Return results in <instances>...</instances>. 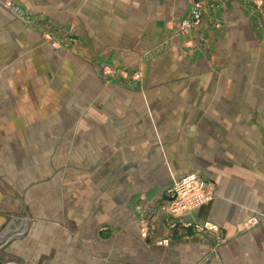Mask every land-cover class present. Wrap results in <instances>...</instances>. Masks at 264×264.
Listing matches in <instances>:
<instances>
[{"label": "crops", "instance_id": "1", "mask_svg": "<svg viewBox=\"0 0 264 264\" xmlns=\"http://www.w3.org/2000/svg\"><path fill=\"white\" fill-rule=\"evenodd\" d=\"M192 1L25 0L70 26L75 48L54 53L58 119L31 125L30 156L22 141L3 149L0 92L2 264H264V226L243 227L264 215V0H207L203 25L180 36ZM198 172L217 199L197 216L226 242L141 238L136 204Z\"/></svg>", "mask_w": 264, "mask_h": 264}, {"label": "rangeland", "instance_id": "2", "mask_svg": "<svg viewBox=\"0 0 264 264\" xmlns=\"http://www.w3.org/2000/svg\"><path fill=\"white\" fill-rule=\"evenodd\" d=\"M0 14V92L8 104L6 115L1 117L7 125V131L3 133L7 144L3 149L9 158L15 143L22 141L24 156H30L33 140V133L29 132L31 125L40 126L58 119L54 113L58 106L53 100L54 94L47 91L54 88H51L48 78L64 75L61 72L63 68L52 70L54 53L60 55L56 59H66L75 48V43L70 38V26H63L44 11L33 12L25 0H0ZM180 25V36H191L198 31L185 35ZM106 75L112 73L106 72ZM130 86L143 89L141 84ZM53 90L57 97L60 92L56 86ZM20 99L23 101V112L15 114L14 106L21 103ZM20 124L23 131L15 133L14 126ZM43 134L46 132H39L40 139ZM23 167L27 170L30 164L24 163ZM216 199L215 181L200 172L174 180L160 196L141 199L136 204L141 238L160 247H169L174 232L181 229L190 230L193 236L202 238L213 236L221 246L227 240L222 227L215 221H201L197 216L201 209ZM22 200L24 207H30L25 198ZM263 226L264 215L250 214L243 223L244 232L248 233Z\"/></svg>", "mask_w": 264, "mask_h": 264}, {"label": "built area", "instance_id": "3", "mask_svg": "<svg viewBox=\"0 0 264 264\" xmlns=\"http://www.w3.org/2000/svg\"><path fill=\"white\" fill-rule=\"evenodd\" d=\"M206 0H193L188 18L180 25L181 32L185 35L193 33L201 27L206 10Z\"/></svg>", "mask_w": 264, "mask_h": 264}, {"label": "water", "instance_id": "4", "mask_svg": "<svg viewBox=\"0 0 264 264\" xmlns=\"http://www.w3.org/2000/svg\"><path fill=\"white\" fill-rule=\"evenodd\" d=\"M1 250V249H0ZM10 264H12V263H10Z\"/></svg>", "mask_w": 264, "mask_h": 264}]
</instances>
